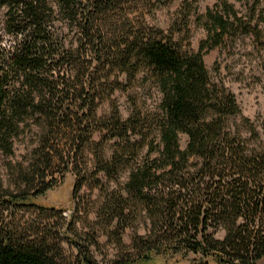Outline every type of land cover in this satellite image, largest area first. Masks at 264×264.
I'll list each match as a JSON object with an SVG mask.
<instances>
[{
  "label": "trees",
  "instance_id": "trees-1",
  "mask_svg": "<svg viewBox=\"0 0 264 264\" xmlns=\"http://www.w3.org/2000/svg\"><path fill=\"white\" fill-rule=\"evenodd\" d=\"M171 1L0 0V264H99L90 252L96 226L122 243L128 219L142 213L150 233L114 264L179 254L196 264L264 258V117L233 121L237 98L204 63L208 51L250 37L264 71V0H216L196 17L206 31L196 51L174 37L188 33L192 2L178 9L170 34L149 22ZM144 72L160 105L142 114L131 97L124 119L112 96ZM22 136L30 150L13 166L6 159ZM6 167H16L13 187ZM122 171L127 181L109 194ZM67 175L74 200L88 184L106 191L96 221L87 213L79 227L80 209L65 215L39 203Z\"/></svg>",
  "mask_w": 264,
  "mask_h": 264
},
{
  "label": "rangeland",
  "instance_id": "rangeland-1",
  "mask_svg": "<svg viewBox=\"0 0 264 264\" xmlns=\"http://www.w3.org/2000/svg\"><path fill=\"white\" fill-rule=\"evenodd\" d=\"M196 6L197 13H191L188 18V33H186L183 28L182 32H175L174 37L176 39L182 40L184 45H187L192 50H197L202 38L205 37L206 31L203 24H198L196 22L197 15L204 14L207 7H211L216 0H187ZM229 2H235L236 0H228ZM186 2V0H172L168 5H162L158 7L156 12L148 17L149 22L152 25L162 27L166 33H169L174 29L172 23L175 19L179 18V13L177 12L181 5ZM182 21L179 20V24ZM72 36V35H71ZM252 38L246 37L238 43L232 50L216 49L210 50L204 55V63L206 67L211 71L212 77L218 81L220 80L224 83L228 89L234 93L235 98H237L238 104L240 106V114L235 116L237 123L242 119V117L250 118L259 124L260 120L264 117V71L260 67L261 57L257 52L252 51ZM218 66L219 70L215 71L214 67ZM145 72L138 76L137 81L134 85L129 87L127 91L118 90L112 96V99L116 100L119 105L124 119L130 117L133 105L131 97H135V101L138 102L139 108H141L142 114L147 112L156 111L157 107L161 102V92L158 86L155 84L154 79L148 74L144 77ZM122 80L125 82V76H121ZM102 113H107L109 111V102L105 103L101 107ZM244 133V132H243ZM247 136V134L244 133ZM152 136H150L151 138ZM29 136H22L16 145V152L11 158H5L6 161H11L13 166H18V162L23 161L24 157L28 155L30 150V140ZM187 134H180V144L182 148L187 147ZM29 146V147H28ZM148 150L146 146L141 150V156L145 155ZM156 156V153L152 155ZM16 168V167H15ZM15 168L6 167V172L4 174V179L11 187L13 184L9 173H12ZM119 179L117 182H110L107 185V192L110 194L114 189L123 185L128 179V172L122 171L119 174ZM75 179L71 175H67L65 182L57 186L52 191L47 192L45 196L39 198V203L46 205H53L61 208H65V215H71L77 209H80L78 215V225L83 226L86 224L87 219L86 214H88L89 221H96L97 211H99L100 206L106 199V191L100 192L99 189H91V185L88 184L79 191L80 193L73 199V188ZM106 181V180H105ZM87 210V211H86ZM23 213V212H22ZM132 216V215H131ZM128 226L122 232L123 242H119V236L116 233L112 238L102 235V230L96 226V241L97 244H91L90 252L96 258L99 264H114L115 261L119 259H124L129 257V255H134L138 250L136 248L135 241L139 239L140 236H147L150 233V220L145 219L144 213L137 216H132L128 219ZM87 230V229H86ZM216 237L222 239L225 235L224 230L220 229L216 232ZM94 236V234L92 235ZM91 236V237H92ZM99 236V237H98ZM93 238V237H92ZM65 244L68 242H64ZM66 244V245H67ZM135 264H196L193 262V256L190 254L184 256L179 255H164V256H154L153 260L148 263H135ZM258 264H264V258L259 261Z\"/></svg>",
  "mask_w": 264,
  "mask_h": 264
}]
</instances>
